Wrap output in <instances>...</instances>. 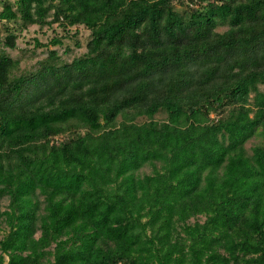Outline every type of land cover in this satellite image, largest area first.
Masks as SVG:
<instances>
[{"label": "trees", "instance_id": "trees-1", "mask_svg": "<svg viewBox=\"0 0 264 264\" xmlns=\"http://www.w3.org/2000/svg\"><path fill=\"white\" fill-rule=\"evenodd\" d=\"M0 264H264V0H0Z\"/></svg>", "mask_w": 264, "mask_h": 264}, {"label": "rangeland", "instance_id": "rangeland-1", "mask_svg": "<svg viewBox=\"0 0 264 264\" xmlns=\"http://www.w3.org/2000/svg\"><path fill=\"white\" fill-rule=\"evenodd\" d=\"M80 31H82V34H81V38H80V39L83 40V39H84V36L87 34V32L84 31L83 28H81V27H80ZM49 33H50V32H49ZM34 35H38V36L40 37V39L43 40V37H41V36L39 35V33H37V27H36V26H32V27H30L27 31H24V32H23V36H24L25 39H30V37H32V36H34ZM18 45H19L20 47H24V46H26V44H25L23 41H19V42H18ZM61 50H62V48H61ZM74 50H75L76 52H80V50L77 49V48H74ZM11 52H12V54H13L14 56L17 55L16 51H11ZM37 52H38V50H37ZM256 140H258V139H257V138H252L251 140H249V141L246 143V147H250V146L252 145V143H253L254 141H256ZM145 171H148V167L145 168ZM6 203H7V200H3V201H2V205H3V206H4Z\"/></svg>", "mask_w": 264, "mask_h": 264}]
</instances>
